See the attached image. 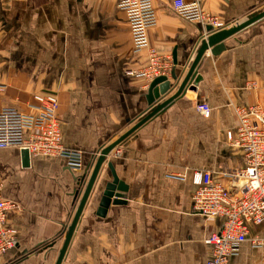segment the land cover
<instances>
[{
  "label": "crops",
  "instance_id": "1",
  "mask_svg": "<svg viewBox=\"0 0 264 264\" xmlns=\"http://www.w3.org/2000/svg\"><path fill=\"white\" fill-rule=\"evenodd\" d=\"M173 1L153 0L158 23L148 35L165 65L155 76L141 74L150 49L135 50L120 0H0V84L7 87L0 108L34 113V94H56L63 142L82 153L81 167L70 169L65 157L32 155L24 166L19 148L0 149L3 194L19 206L8 212L17 243L0 264H56L100 151L178 90L208 34ZM185 1L198 2L225 28L264 11V0ZM224 43L219 54L205 52L182 95L107 156L62 264H207L206 239L222 220L194 210L192 174L208 170L229 186L225 172L245 164L227 132L236 128L237 106L264 109V18ZM162 76L174 86L156 100L154 83ZM201 102L210 105L209 117ZM108 162L128 192L126 203L111 204L102 216L101 196L113 178ZM89 165L76 195L77 177ZM254 235H264V225L252 227ZM263 260L264 247L246 241L226 264Z\"/></svg>",
  "mask_w": 264,
  "mask_h": 264
},
{
  "label": "built area",
  "instance_id": "2",
  "mask_svg": "<svg viewBox=\"0 0 264 264\" xmlns=\"http://www.w3.org/2000/svg\"><path fill=\"white\" fill-rule=\"evenodd\" d=\"M119 7L128 16L135 50L150 49V64L141 74H163L165 65L151 47L148 35L158 23L153 0H120ZM173 7L189 20L225 28L221 20L206 13L198 2L174 0ZM6 88L5 84H0V92ZM30 106L34 113L13 106L0 108V149L13 146L28 150L30 158L32 155L65 157L72 167L80 168L81 151L68 149L63 142L58 96L34 94ZM198 109L205 117L211 115L208 103L201 102ZM235 112L237 125L227 136L233 145L244 150V166L225 172L231 181L229 186L216 181L213 172L208 170H195L192 174L194 210L208 219L222 220L219 230L206 239L212 248L207 264H226L246 241L255 247H264V235L250 236L252 227L264 225V109L260 105L237 106ZM173 177L186 179L187 175L173 174ZM18 208L4 196L0 182V257L16 246L17 231L10 223L8 212Z\"/></svg>",
  "mask_w": 264,
  "mask_h": 264
},
{
  "label": "water",
  "instance_id": "3",
  "mask_svg": "<svg viewBox=\"0 0 264 264\" xmlns=\"http://www.w3.org/2000/svg\"><path fill=\"white\" fill-rule=\"evenodd\" d=\"M264 18V11L257 13L253 16H250L247 20L244 22H241L239 24H236L235 26H232L230 28H223V29H217L212 25H206V32L207 36L202 41L201 47L199 48V51L196 55L195 60L193 61L187 75L185 76L184 80L180 84L178 90L171 96L170 98L166 100H162L161 103H159L147 116L141 118L132 128H130L128 131H126L124 134H122L117 140L112 142L111 144L104 147L99 155L97 156L95 163L93 165L91 175L89 177V180L86 184L85 190L83 192L82 198L80 200V203L78 205V208L76 210V213L73 217V220L71 224L68 227V231L65 236V240L63 243V246L60 250L59 257L56 261V264H62L63 259L66 255V252L68 250V247L71 243V240L75 234L76 228L78 226V223L81 219L82 213L84 211V208L91 196V194L94 191L96 182L98 180L101 168L107 158L108 155L115 149L119 144H121L125 139H127L131 134H133L139 127H141L146 121H148L151 117H153L155 114L160 112L162 109L167 107L174 99L182 95L184 90L186 89L187 85L189 83H192L196 79L195 70L198 66L200 60L202 59L203 55L208 49H211V52L213 54H219L221 51L225 49V43L224 41L236 33L240 32L241 30L245 29L246 27L250 26L251 24L255 23L256 21ZM173 79L177 80L176 75H173ZM160 80V81H159ZM160 82V83H159ZM156 83L160 84L159 88H157ZM154 83V96L156 100L161 99L162 96L167 95L171 89L173 88L174 84L171 80H168L166 76L159 77ZM158 84V85H159ZM22 157H23V165L29 166L30 165V154L28 150H22ZM108 167L111 170L112 173V180L106 183L105 189L101 196L100 201V208H99V215H105L108 208L111 206V204H123L126 203L127 200V192H128V186L119 179L113 163L108 162ZM91 165L88 166L86 171L77 177L78 186L79 189L76 192V195L79 194L80 189L85 183L86 177L88 175V171L90 169ZM73 167H70L72 169Z\"/></svg>",
  "mask_w": 264,
  "mask_h": 264
}]
</instances>
